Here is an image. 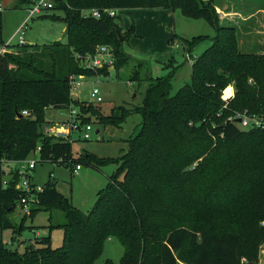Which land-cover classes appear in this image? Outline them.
I'll use <instances>...</instances> for the list:
<instances>
[{
  "label": "trees",
  "instance_id": "16d2710c",
  "mask_svg": "<svg viewBox=\"0 0 264 264\" xmlns=\"http://www.w3.org/2000/svg\"><path fill=\"white\" fill-rule=\"evenodd\" d=\"M56 1L51 9L64 10L66 43L23 44L0 53V160H26L41 146L40 162L99 169L114 160L119 167L88 212L58 191L51 173L43 190H33L36 201L29 215L46 210L52 220V212L60 211L65 221L51 223L50 233L22 252L1 236L0 264H94L110 237L124 246L120 264H256L264 245V126L241 129L228 118L243 112L264 115V51L240 49L237 27L221 22L215 0ZM32 2L18 0L16 6ZM95 7L180 9L188 17L205 18L217 34L194 58L191 81L176 94H171L170 76L149 75L142 105H120L101 116L94 103L73 97L71 76H109L111 66L127 65L133 57L124 43L134 25L121 40L116 17L83 15ZM202 40L186 41L193 46ZM100 45L110 46L113 62L85 67L82 59L96 54ZM174 63L172 57L166 64ZM141 64L131 80H142ZM229 85L235 93L224 99ZM71 107L79 110L82 124L91 122L93 112L106 123L120 124L136 112L142 122L119 157L101 159L85 151L76 158L70 140L46 136L40 126L47 109ZM24 110L30 116L19 117ZM15 179L7 188L0 185L1 232L11 228L16 233L7 219L23 195L16 188L18 175ZM58 226L64 243L53 247L51 229Z\"/></svg>",
  "mask_w": 264,
  "mask_h": 264
},
{
  "label": "rangeland",
  "instance_id": "374dc122",
  "mask_svg": "<svg viewBox=\"0 0 264 264\" xmlns=\"http://www.w3.org/2000/svg\"><path fill=\"white\" fill-rule=\"evenodd\" d=\"M54 3L57 4V1L54 0ZM215 3L221 22L237 27L239 47L242 51L258 53L264 51V0H215ZM17 4L18 0H0L3 18L2 37L4 43H11L10 51H15L21 45L17 31L29 14L27 4L16 6ZM63 16L64 10L57 7L46 9L28 19L25 24L26 44L43 45L55 41L66 43L67 25L61 18ZM115 17V22L121 27L122 33L128 32L134 25V31L124 43L125 50L133 58L120 69L111 66L109 76L85 77L82 79L83 85L76 91V95H73L76 99L98 106L102 112L101 116L112 114L113 108L120 105L127 108L142 105L149 85L146 79L149 75L155 78L170 76L171 94H176L183 85L190 83L194 58L210 45L209 38L217 34L216 28L205 18L188 17L180 9L124 8L117 9ZM198 36L204 38L198 44L192 46L186 41ZM172 57L175 59L174 65H167ZM104 60L108 62L110 56L109 58L108 55L105 56ZM139 61L142 62L140 65L142 80L133 81L131 74ZM82 63L84 65V62ZM95 87L101 91L103 97L101 102H97L91 96V91ZM223 98L228 97L224 94ZM69 112V109H47L46 119L40 125L44 135L60 137L59 133L64 132L63 123L69 117ZM24 116L28 117L30 113ZM106 122L93 112L91 118L93 129L89 139L82 136V130H74L70 136H64L72 142V151L76 158L85 151L101 159L119 157L128 149L129 139L138 133L142 116L140 113L132 112L122 124ZM28 159L37 162L32 170V183L37 187L43 186L53 173L51 178L57 182L58 191L83 212H88L94 206L96 195L107 186L109 176L116 173L119 167L114 160H107L99 169L83 163V168L77 173L72 169L75 164L57 165L52 162H40L39 153L35 151ZM50 215L51 212L46 210L28 215L17 203L15 210L7 214V219L15 227L16 233H13L11 228L6 229L2 232V239L11 249L17 248L22 252L30 242L48 235L51 223L65 221L60 211L52 212V220ZM51 237L53 247L62 246L63 228L60 226L52 228ZM123 254L124 246L120 239L110 237L105 242L102 255L94 264H104L107 259L120 264ZM260 254L256 264H264V245Z\"/></svg>",
  "mask_w": 264,
  "mask_h": 264
},
{
  "label": "built area",
  "instance_id": "2783aa9c",
  "mask_svg": "<svg viewBox=\"0 0 264 264\" xmlns=\"http://www.w3.org/2000/svg\"><path fill=\"white\" fill-rule=\"evenodd\" d=\"M54 6V0H33V2L28 6V17L26 21L20 26L17 31L19 42L21 45L26 44L25 39V24L28 19L33 18L34 15L40 14L42 11L46 9H51ZM0 10H2V6L0 5ZM103 12L108 15L115 17L117 15V9L107 8L103 11L98 8H91L83 10L84 16H94L101 17ZM10 42L5 43L4 45H0V53H5L10 50L9 46ZM106 53V54H105ZM105 56H110V60L107 62L104 60ZM82 62H84V66L87 68H96L101 67L104 63H112L113 57L111 48L108 45H100L96 54L94 55H86ZM84 74L73 75L71 76V94L76 95V91L83 85V80L85 79ZM91 96L97 102L103 101V97L101 95V91L99 88L95 87L91 91ZM79 97V96H77ZM69 112V117L64 121L63 131L67 134L71 135L72 131L82 130L83 137L85 139H89L91 137V131L93 129L92 123L82 124L81 114L79 110L75 107H71ZM24 114H29V111L24 110ZM238 118H241V121H236ZM228 120L233 123L238 124L241 129H251L256 127L264 126V115L253 114L250 115L246 112L236 113L228 118ZM41 150V146H37L35 153H39ZM36 160L34 159H26V160H0V185L2 188H7L12 184V181H16L15 177L18 175L19 179L16 182V188L23 192L21 199L17 202L24 213L28 214L31 210V204L36 201V195L33 190H43V186H34L32 183V170L36 167ZM82 168L81 164H76L73 168L74 172H78ZM2 236V232L0 230V237Z\"/></svg>",
  "mask_w": 264,
  "mask_h": 264
},
{
  "label": "water",
  "instance_id": "95a60500",
  "mask_svg": "<svg viewBox=\"0 0 264 264\" xmlns=\"http://www.w3.org/2000/svg\"><path fill=\"white\" fill-rule=\"evenodd\" d=\"M117 32H118L119 38H120L121 40H124V39L126 38V35L123 34V33L121 32V30L118 29ZM18 116H19V117H22L23 114H22L21 112H18ZM236 121L240 122V121H241V118H238ZM96 132H98V130H96ZM59 136H65V133H60Z\"/></svg>",
  "mask_w": 264,
  "mask_h": 264
},
{
  "label": "crops",
  "instance_id": "0c3cea01",
  "mask_svg": "<svg viewBox=\"0 0 264 264\" xmlns=\"http://www.w3.org/2000/svg\"><path fill=\"white\" fill-rule=\"evenodd\" d=\"M111 68H113V67H111ZM228 88H232V95H231V96H233V95H234V92H235V88H234V86H233V85H229ZM231 96H230V97H231ZM228 98H229V97H228ZM60 133H65V136H68V135H69V134H67L66 132H60ZM60 133H59V134H60ZM69 136H70V135H69ZM63 137H64V136H63ZM82 168H83V166H82ZM82 168H81V169H82ZM81 169H80V170H81ZM80 170H79V171H80ZM79 171H78V172H79ZM78 172H77V173H78ZM263 258H264V256H263Z\"/></svg>",
  "mask_w": 264,
  "mask_h": 264
},
{
  "label": "bare ground",
  "instance_id": "6f19581e",
  "mask_svg": "<svg viewBox=\"0 0 264 264\" xmlns=\"http://www.w3.org/2000/svg\"><path fill=\"white\" fill-rule=\"evenodd\" d=\"M225 97H230L232 95V88H227L224 91Z\"/></svg>",
  "mask_w": 264,
  "mask_h": 264
}]
</instances>
